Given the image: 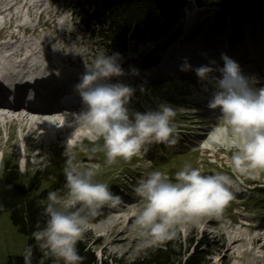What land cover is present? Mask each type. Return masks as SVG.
<instances>
[{"label":"rangeland","instance_id":"obj_1","mask_svg":"<svg viewBox=\"0 0 264 264\" xmlns=\"http://www.w3.org/2000/svg\"><path fill=\"white\" fill-rule=\"evenodd\" d=\"M13 1L15 2L13 8L5 6L0 9V22L5 28L0 31V39H10L18 28L19 32L24 35V40L19 42L11 39L9 41L12 42L11 45H16L18 42L17 44L34 43L45 46L44 44L50 43L49 47L43 48L42 56L48 61H55L57 66L66 70L73 69L68 64L69 59L71 62L80 61L79 69L83 67L85 69L84 64H91L95 56L103 51L99 45L98 34L92 33V29L85 28L72 14L75 4L80 7L85 6L86 10L92 11L95 8L94 0L93 5L88 7L84 4L85 0ZM0 2L4 5L7 0H0ZM37 11L50 19L46 18V20L43 17L38 20ZM229 12L223 13L215 6L199 5L197 1L191 0L190 6L183 8L182 18L175 28L170 30L173 35L174 31L179 30L178 35L170 41L167 40V44L164 45L158 39L156 42L128 49L127 59H124L137 58L136 67L130 66V63L125 69L127 77L124 84L135 89L129 105L130 111L143 113L148 110H157L162 103H167L177 109H184L177 111L174 118V122L180 129L175 134L177 139L175 145L181 144L182 148H189L190 151L175 154L173 162L170 163L173 168L175 167L174 169L180 170L184 164L188 163L200 168L202 174L223 172L231 175V150L217 148L211 144L208 147L204 146L209 133L216 124L210 123L212 119L216 120L213 114L200 111L202 106L205 107L202 104L204 98L201 91V89L204 90L205 85L200 88L199 84L203 85L206 82L200 81L196 74L189 77L173 76L178 72H183L181 67L185 59L188 63L191 62L192 70H195L196 66L209 65L204 51L209 46L217 48V42L226 46L237 33H241L246 38L252 37L259 40L257 43L264 48V17L260 20L244 12L243 19L236 23L232 22L231 12ZM20 20L32 27L29 31V40L25 38V28L18 25ZM38 23L42 29L37 27ZM227 28L233 30L230 32L228 30L227 33ZM162 39L165 40V37ZM206 43L207 48L202 51L201 48L206 47ZM124 60L120 63H124ZM148 60H150L149 63ZM199 61L201 63H198ZM146 62L147 64H144ZM133 67L141 76L137 82L133 81L134 78H129ZM141 87L145 91L141 92ZM206 87L207 89L213 88L211 84H207ZM200 104H202L201 107ZM185 113H191L190 118H187ZM6 121L12 127L4 133L0 132V173L5 162L11 164L17 162L26 183L37 174L41 181L40 192L46 191L48 194L50 191H58L60 195H63L65 184L63 154L66 142L54 143L50 147L43 145L38 148L41 141L35 137L32 139L34 146L30 147L28 133H25V128L19 121L16 119ZM79 130L81 136L75 137L76 147H79L82 140L85 146L91 147L92 132L86 128ZM84 135L87 136L84 137ZM14 144L17 145L15 149ZM161 146L165 145H151L145 154L133 157L129 162L121 160L112 166L105 165L103 153L89 158L88 155L77 151L76 161L84 168H95L98 173L96 180L106 183L113 194L121 197L117 207L110 211V208H104L102 214L90 222L85 232L83 240H87L99 261L106 257L126 259L127 254L134 247L137 237L135 232L130 230V226L139 203L135 187L138 181L147 177L151 171L160 170L167 174L170 169V167L157 169L150 164V159L157 155L156 147ZM146 156L147 158H144ZM237 187L239 191H234L240 193V197L234 198L219 219L205 217L199 225H186L179 232L184 241L196 234L197 239L201 237L213 239L211 243L217 247V250L223 247L213 257L214 264H264V192H260L264 191V173L255 179L241 177ZM109 216L113 220L111 226L101 222ZM27 247V236L20 233L13 225L10 214H0V264H7L9 257L22 256Z\"/></svg>","mask_w":264,"mask_h":264},{"label":"clouds","instance_id":"obj_2","mask_svg":"<svg viewBox=\"0 0 264 264\" xmlns=\"http://www.w3.org/2000/svg\"><path fill=\"white\" fill-rule=\"evenodd\" d=\"M121 59L118 52H99L91 65L85 63V71L74 86L82 108L74 114L77 128L67 139L63 154V195L48 192L42 211L44 225L37 222V230L32 233L35 248L41 253L38 264L48 260L53 264H81L84 258L77 246L90 222L104 208L120 204L121 197L96 180L95 168H84L76 161L77 151L89 158L103 153L105 165L112 166L145 154L151 145L170 147L176 143L174 118L184 109L162 103L157 110L130 111L135 89L119 80L127 74ZM221 59L223 67H212L216 62L211 61L197 67L195 73L214 88L208 108L219 113L204 146L231 150V175L202 174L200 168L186 163L174 177L153 170L141 178L135 187L138 210L130 226L137 239L126 264L176 239L186 225H199L205 217L219 219L234 200V190L239 191L241 177L255 179L264 173V87L256 88L255 78L245 76L240 65L226 54H221ZM190 70L185 59L181 71ZM216 72L219 77L214 75ZM131 74L137 76L139 72L131 68ZM140 90L145 91L143 87ZM80 128L92 132L91 147L83 143L76 147ZM101 222L113 224L111 216ZM23 259L24 264H32V246L25 249Z\"/></svg>","mask_w":264,"mask_h":264},{"label":"trees","instance_id":"obj_3","mask_svg":"<svg viewBox=\"0 0 264 264\" xmlns=\"http://www.w3.org/2000/svg\"><path fill=\"white\" fill-rule=\"evenodd\" d=\"M94 1L95 8L92 11L86 10L85 6L80 7L75 4L74 17L85 28L92 29V33L98 34L99 45L106 54L111 55L113 52H118L121 56H126L128 49L153 43L158 39L164 45L167 40L170 41L178 35L179 30L174 31V35L170 30L175 28L183 16V8L190 6L191 0ZM195 1L199 5L215 6L223 13L230 11L231 20L236 23L243 19L244 12H248L249 16L260 20L264 17V0ZM84 4L87 7L93 5V0H85ZM162 37H165V40ZM175 154H178L177 150H173L169 154L170 158L158 157L161 160L157 163L158 169L170 167L167 173L170 177L178 171L170 164L173 162ZM40 187L41 181L37 174L26 183L17 162L16 164L10 162L3 164L0 173V214L9 213L13 225L20 233L27 236L28 247H33L32 264H38L41 258V253L35 248V241L32 238V233L37 230V222H40L42 227L44 225L42 211L47 194L46 191L40 192ZM212 240L207 237L197 239V235L193 234L184 241L178 231L176 239L167 242L158 249L149 250L146 256L142 255L132 264H214L213 257L223 247L217 250V247L211 243ZM77 247L79 255L84 258L81 264H126V259H108L106 257L99 261L87 240H82ZM7 264H24L23 255L9 257ZM46 264H53V262L48 260Z\"/></svg>","mask_w":264,"mask_h":264},{"label":"bare ground","instance_id":"obj_4","mask_svg":"<svg viewBox=\"0 0 264 264\" xmlns=\"http://www.w3.org/2000/svg\"><path fill=\"white\" fill-rule=\"evenodd\" d=\"M233 30L230 29L229 32ZM11 37V39H13ZM16 39V38H14ZM259 40L249 37L246 38L241 33H237L235 38L230 39L226 46H222L217 42V48L214 46H209V48L204 51L207 56L208 61L215 60L217 61V67H223V60L221 59V54H226L231 59L236 61L242 70V73L245 76H251V73H255L256 69H258V73H262L264 70V48L261 47V44H258ZM18 43V42H17ZM11 45L10 43L0 44V82L8 81V83H21L26 81L29 84H42V85H52L54 82L60 80H72V74L74 70H64L61 67H57V65H53L51 61H48L47 58L42 56L43 48L49 47L51 44H44L45 46L36 45L34 43L27 44H17ZM82 45V44H81ZM205 45V44H203ZM202 45V47H204ZM206 47L201 48L205 49ZM25 48L30 50V53L26 54ZM39 49V50H38ZM214 49V50H213ZM231 50V51H230ZM203 51V50H202ZM214 51V52H212ZM176 52H174L175 54ZM80 61L71 62L68 60L69 66L73 68H80ZM77 64V66H76ZM245 64H252L245 65ZM81 65V64H80ZM164 66V65H162ZM49 69L58 72L59 74H52L53 71H49ZM80 72H83V69H78ZM258 73L255 75L258 76ZM60 76H63L62 78ZM133 76V75H129ZM220 76V75H219ZM264 77V74L261 75ZM141 78L140 74L136 76L134 82H137L138 79ZM126 79H120L122 83L125 82ZM214 91V88H210V93ZM82 108V107H81ZM79 109V111L81 110ZM61 113H28L26 110L21 107H17L15 110L8 109L7 107L0 106V124L7 123L6 120L16 119L19 121L22 127H24L25 133H28L29 146H34V141L32 140L35 137L41 141V144L38 148L46 145L55 134L57 142H64L66 135L71 132V128L64 127V131L60 132L56 130V132L50 133L49 131L55 130V125L60 122V119L56 118ZM66 123L62 125L65 126ZM76 121L72 124V128L75 127ZM79 135V133L77 134ZM70 135L68 134V137ZM17 147L16 144L13 145L15 149Z\"/></svg>","mask_w":264,"mask_h":264}]
</instances>
